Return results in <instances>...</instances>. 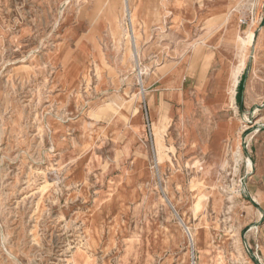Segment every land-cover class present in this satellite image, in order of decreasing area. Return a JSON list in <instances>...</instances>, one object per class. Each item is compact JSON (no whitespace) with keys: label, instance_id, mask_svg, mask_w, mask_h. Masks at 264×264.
I'll return each mask as SVG.
<instances>
[{"label":"rangeland","instance_id":"374dc122","mask_svg":"<svg viewBox=\"0 0 264 264\" xmlns=\"http://www.w3.org/2000/svg\"><path fill=\"white\" fill-rule=\"evenodd\" d=\"M173 1L0 0V264H264V0Z\"/></svg>","mask_w":264,"mask_h":264},{"label":"bare ground","instance_id":"6f19581e","mask_svg":"<svg viewBox=\"0 0 264 264\" xmlns=\"http://www.w3.org/2000/svg\"><path fill=\"white\" fill-rule=\"evenodd\" d=\"M125 8H126V16H129L131 18L132 22H133V10L130 7L129 0H125ZM130 42L132 43V46H133V54H132V56H133L134 61L136 62V65H137V72L139 73V75H143L144 74L143 70H142V68H140L139 63H138L139 52L137 51V40H136V37L134 36V38L132 37V39H131V36H130ZM134 44H136V48H135ZM181 224H184V226H186V229L188 231H190L191 237L194 240V236H193L190 228L187 226L186 222L183 220V221H181Z\"/></svg>","mask_w":264,"mask_h":264},{"label":"crops","instance_id":"0c3cea01","mask_svg":"<svg viewBox=\"0 0 264 264\" xmlns=\"http://www.w3.org/2000/svg\"><path fill=\"white\" fill-rule=\"evenodd\" d=\"M162 2H163V0H160V5L162 6V8L166 11V9L163 7V5H162ZM168 2L170 3L169 4V7H173V6H179V8L181 7V3L179 2V1H173V0H168ZM179 8H172L173 10V13H177L178 11H179ZM166 13H167V11H166ZM167 14H170V13H167Z\"/></svg>","mask_w":264,"mask_h":264},{"label":"built area","instance_id":"2783aa9c","mask_svg":"<svg viewBox=\"0 0 264 264\" xmlns=\"http://www.w3.org/2000/svg\"><path fill=\"white\" fill-rule=\"evenodd\" d=\"M241 25H247V20L246 19H243L242 21H241Z\"/></svg>","mask_w":264,"mask_h":264},{"label":"trees","instance_id":"16d2710c","mask_svg":"<svg viewBox=\"0 0 264 264\" xmlns=\"http://www.w3.org/2000/svg\"><path fill=\"white\" fill-rule=\"evenodd\" d=\"M239 87H243V84H240V86ZM241 90H242V88H241Z\"/></svg>","mask_w":264,"mask_h":264}]
</instances>
